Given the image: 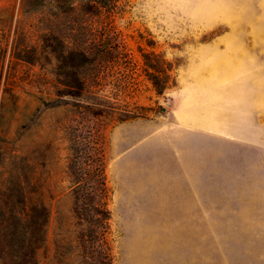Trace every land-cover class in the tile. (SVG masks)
<instances>
[{
	"label": "rangeland",
	"instance_id": "374dc122",
	"mask_svg": "<svg viewBox=\"0 0 264 264\" xmlns=\"http://www.w3.org/2000/svg\"><path fill=\"white\" fill-rule=\"evenodd\" d=\"M33 1L0 0V204L46 206L35 262L264 264V0Z\"/></svg>",
	"mask_w": 264,
	"mask_h": 264
},
{
	"label": "trees",
	"instance_id": "16d2710c",
	"mask_svg": "<svg viewBox=\"0 0 264 264\" xmlns=\"http://www.w3.org/2000/svg\"><path fill=\"white\" fill-rule=\"evenodd\" d=\"M66 2L67 0H54ZM90 3L107 5L106 0H88ZM42 0H34L33 6L42 3ZM7 94L4 90L2 98ZM3 106H0L2 111ZM16 195V200L9 203L0 204V264H2V254L5 247L9 251L8 264H37L35 253L44 244L46 224L48 219L47 208L42 202H30L24 195L21 180H16V184L11 192ZM4 264V263H3Z\"/></svg>",
	"mask_w": 264,
	"mask_h": 264
}]
</instances>
